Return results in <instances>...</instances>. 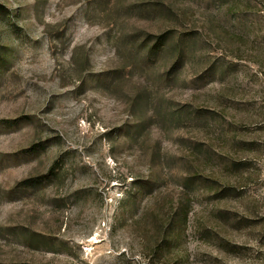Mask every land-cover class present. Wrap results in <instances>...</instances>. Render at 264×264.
Listing matches in <instances>:
<instances>
[{
	"label": "rangeland",
	"instance_id": "obj_1",
	"mask_svg": "<svg viewBox=\"0 0 264 264\" xmlns=\"http://www.w3.org/2000/svg\"><path fill=\"white\" fill-rule=\"evenodd\" d=\"M0 264H264V0H0Z\"/></svg>",
	"mask_w": 264,
	"mask_h": 264
}]
</instances>
